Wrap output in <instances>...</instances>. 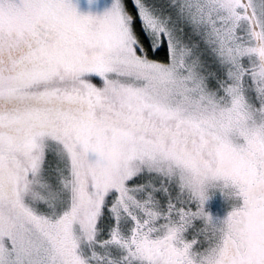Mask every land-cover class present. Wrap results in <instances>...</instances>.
Here are the masks:
<instances>
[{"label":"snow or ice","instance_id":"obj_1","mask_svg":"<svg viewBox=\"0 0 264 264\" xmlns=\"http://www.w3.org/2000/svg\"><path fill=\"white\" fill-rule=\"evenodd\" d=\"M0 264H264V0H0Z\"/></svg>","mask_w":264,"mask_h":264},{"label":"rangeland","instance_id":"obj_2","mask_svg":"<svg viewBox=\"0 0 264 264\" xmlns=\"http://www.w3.org/2000/svg\"><path fill=\"white\" fill-rule=\"evenodd\" d=\"M112 2L113 0H71V3L75 6L79 14L95 16L103 15V13L111 7ZM213 183L216 185H222L223 181H215ZM231 192H234V190L228 188L222 190L219 186L209 187V198L205 202V211L213 218L214 212L220 211V209L224 207L225 203L234 199V195H229ZM225 218L226 217H224L223 220Z\"/></svg>","mask_w":264,"mask_h":264},{"label":"flooded vegetation","instance_id":"obj_3","mask_svg":"<svg viewBox=\"0 0 264 264\" xmlns=\"http://www.w3.org/2000/svg\"><path fill=\"white\" fill-rule=\"evenodd\" d=\"M233 196V195H232ZM234 199H232L230 202L225 203L224 207L220 209V211L214 212V220L217 222H220L223 220L224 217H227L228 214L232 211L233 207L238 206L241 203V200L233 196Z\"/></svg>","mask_w":264,"mask_h":264},{"label":"clouds","instance_id":"obj_4","mask_svg":"<svg viewBox=\"0 0 264 264\" xmlns=\"http://www.w3.org/2000/svg\"><path fill=\"white\" fill-rule=\"evenodd\" d=\"M94 151L95 152H102V149L97 148ZM104 155L111 162V161H115V160L119 159L120 152H119V149L117 147H111V148H109L107 150L106 153H104ZM85 164L87 165V167L89 168L90 171H95L96 170V165H95L94 162L90 163L87 160H85Z\"/></svg>","mask_w":264,"mask_h":264}]
</instances>
